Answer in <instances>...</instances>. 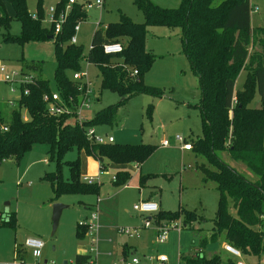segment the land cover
Segmentation results:
<instances>
[{
	"label": "rangeland",
	"instance_id": "obj_1",
	"mask_svg": "<svg viewBox=\"0 0 264 264\" xmlns=\"http://www.w3.org/2000/svg\"><path fill=\"white\" fill-rule=\"evenodd\" d=\"M59 1L41 0L46 14L42 18L46 25L49 24V8L55 7ZM151 1L166 9L177 8L181 3V0ZM3 2L10 17L8 32L15 36L20 35L21 23L16 19L12 5L7 0ZM38 2L39 0H27L32 15L38 12ZM101 2L100 6L86 7L88 17L80 22V29L76 33L85 57L99 24H114L123 16L137 23L144 22V15L135 0ZM250 2L252 23L255 26H264V0ZM71 7L66 3L62 11L68 15ZM8 32L0 31V65L3 64L8 72L22 74V65L30 64L27 69L24 68L27 71L25 76L42 77L48 81L50 89L55 91V40L21 45L16 41H5L4 35ZM144 48L154 56L152 65L143 75L144 84L153 90L136 93L124 100L117 92L101 89L97 66L86 59L81 61V70L87 71L86 79L95 90L93 101L88 108L82 109V115L91 120L104 109L116 107L113 120L95 125V133L105 139L113 136L117 144H149L154 146L153 152L141 165L124 164L126 166L123 167L128 169L131 176L120 186H114L110 182L120 167L118 164L105 160V168H101V162L83 150L78 152L73 149L67 152L58 173L56 160L50 158L51 147L48 143H35L19 161L6 159L0 164V215L3 216L0 220H5L7 213L14 212L16 226H5L0 221V264L13 262L16 248L22 249L29 264L44 261L60 264L64 260L73 263L77 253L91 254L95 264H125L124 259L132 257L138 258L142 264H155L160 255L168 258V264H180L181 257H187L190 252L200 248H203L204 255H217L225 264H264V255H243L240 258L229 256L223 249L226 242L213 236V219L218 209L220 192L214 181H204L202 168L214 169V162H209L194 147L192 150H185L183 143L177 140L181 136L191 142L203 135L198 108L201 95L199 79L184 54L181 29L148 26ZM112 61L117 64L122 62L120 59ZM32 64L39 68L34 70ZM128 72L131 77L136 75L132 68ZM71 73L72 71H68L67 74ZM245 75L246 72L239 74L236 87H242ZM19 78L18 76L14 81L8 82L0 77V101L7 106L1 112L7 122L11 114L8 111L14 106L18 107L16 99L21 96ZM260 104V97L256 93L251 105L260 107ZM21 117L24 121L29 120V114L24 107L21 108ZM164 140L169 141V145H163ZM217 156L245 177L256 178L244 163L232 159L228 150L218 151ZM78 159L81 162V180L85 175L98 179L97 182L102 184L99 194L64 193L55 196L51 185L53 180L48 179L47 175L57 174L64 180L68 179V165ZM141 174H152V177L145 180L144 186L140 184ZM147 195H153V199L160 206L159 211H179V218L169 221H178L177 226H170L167 231L168 238L164 242L157 240V232L166 221H159L158 213L141 214L133 209ZM55 204L66 207L61 213L56 231L52 233ZM89 204H94L93 210H97L99 218L95 241L88 230L82 237L77 235V224L86 223L90 219L92 209L88 208ZM181 208L198 215L193 228L183 227L184 216ZM229 210L236 215L231 204ZM146 221L151 224L146 226ZM119 228L137 229L138 235L119 233ZM31 237L44 241L39 259L34 258L31 250L24 245ZM126 244L133 249L124 256L122 249Z\"/></svg>",
	"mask_w": 264,
	"mask_h": 264
},
{
	"label": "trees",
	"instance_id": "obj_2",
	"mask_svg": "<svg viewBox=\"0 0 264 264\" xmlns=\"http://www.w3.org/2000/svg\"><path fill=\"white\" fill-rule=\"evenodd\" d=\"M13 7L16 19L21 23L20 35L8 32L10 17L5 3L0 0V31L6 30L5 41H16L23 45L27 42L51 40L56 44V69L54 79L57 91L68 104L78 105L81 100L79 83L72 79V73L81 70V61L93 63L100 73L101 89L117 92L122 100L136 93L152 88L144 84L143 75L153 63L154 56L144 48L148 26H167L179 28L182 32L183 51L193 73L199 79L200 101L198 104L203 135L191 141L192 149L203 154L215 168L203 167L204 181L212 180L220 192L218 209L213 219V236L238 249L242 255H264V26H252L250 0H181L174 9H166L151 0H135L144 15V22L137 23L122 17L117 23L94 31L87 57L81 45L70 43L75 26L87 19L84 3L75 2L62 24L61 32L56 34L54 23L43 22L45 12L38 2V12L32 15L27 0H7ZM69 0H60L55 6L54 17L58 18ZM46 15V14H45ZM35 16V17H34ZM110 42H120L121 53H105L103 46ZM112 59H120L117 64ZM21 75H26L22 65ZM126 66H129V68ZM36 70L38 65L32 64ZM137 71L134 77L129 70ZM27 69V68H26ZM68 71H72L68 75ZM246 72L241 88L236 87L240 73ZM21 86L18 107L11 110L9 121H4L0 110V164L6 159L20 160L22 155L35 143H48L51 147L50 158L56 160L58 170L64 155L76 149L85 151L101 162L137 163L141 165L150 156L154 146L149 144L122 145L117 143H95L86 136L85 128L113 120L116 107L99 112L93 119H86L83 126L72 124L69 114L50 115L43 98L51 94L48 81L34 77V81ZM25 88L29 89L24 94ZM131 88L136 89L132 91ZM84 90V89H83ZM82 90V91H83ZM138 91V92H137ZM260 97V107H252L253 96ZM72 98L69 100V98ZM235 99V101H234ZM69 100V101H68ZM4 104L0 103V108ZM29 114V120L21 117V108ZM7 124L5 131L2 126ZM228 150L232 159L241 161L256 175L249 179L222 161L218 151ZM70 176L64 180L61 175H47L55 196L64 193L87 195L99 194V182L88 183L81 180V162H71ZM55 173V172H54ZM131 174L120 170L110 182L114 186L125 184ZM54 177V178H53ZM152 174H141L140 184ZM236 215L229 210V205ZM179 211H159V221L165 223L179 218ZM185 228H193L198 215L182 209ZM3 225L15 227V213H7ZM3 218V217H2ZM196 219V220H195ZM87 232L84 223L77 224V235ZM202 240V242H204ZM203 250V248H201ZM187 264H225L216 255H197L182 257ZM93 260L91 254L77 253L74 264H85ZM69 263L68 264H73ZM58 264V263H35ZM62 264V263H60Z\"/></svg>",
	"mask_w": 264,
	"mask_h": 264
},
{
	"label": "built area",
	"instance_id": "obj_3",
	"mask_svg": "<svg viewBox=\"0 0 264 264\" xmlns=\"http://www.w3.org/2000/svg\"><path fill=\"white\" fill-rule=\"evenodd\" d=\"M75 2L76 0H69V3H68L69 7H71V5ZM101 4H102L101 0H95L94 3L85 2L83 4V8L85 9L86 7L90 8V7H93L94 5L100 6ZM54 13H55V7L54 6L50 7L47 21L49 23H54L55 33L58 34L61 32L62 24L66 20L67 15L63 11L58 18H55ZM103 26L107 27V25H103ZM79 29H80V22L74 28L75 33L72 36L70 43H74V44L78 43V38H77L76 33L79 31ZM103 50L105 53H108V54L121 53L124 50V47H123V44L120 42H110V43H106L103 46ZM136 72L137 71H135V73ZM0 74L2 76V79L8 82L14 81L15 78L19 76L20 78L18 82L20 85H26L34 81V77H31V76L26 77L15 71L8 72L7 68L3 64L0 65ZM20 75L23 77H21ZM87 75H88L87 71H82V70L72 73V79L79 83V90L82 92L81 100L78 105L73 104L70 106L67 100H65L57 91H54L51 94L44 95L43 100L46 103L47 111L50 115L60 116L63 114H69L70 115L69 121L72 124H78L80 126H83V122L86 120V118L82 115V109L88 108L90 106L91 102L93 101L92 96L95 95V90L92 88L90 81L86 79ZM28 93H29V89L25 88L24 94H28ZM71 99L72 98L70 97L69 100ZM9 104H12V101H9ZM2 129L6 131L8 129L7 124H4L2 126ZM85 132H86V136L88 137V139L95 143L102 144V143H114L115 142V139L113 136H108L105 139L102 136L97 135L95 133V129L93 126L86 127ZM177 140L183 143V148L185 150H192L191 142H188L185 138L181 136H178ZM163 145L165 146L169 145V141L164 140ZM83 180L88 183H94L98 181V179L92 176H84ZM133 209L136 212L141 213V214L158 213L160 210L159 204L157 202L150 201V200H142L141 202L135 204L133 206ZM2 217L3 216L0 215V218ZM98 220L99 218H98L97 210H93V207H92V212L90 214L89 221H87L86 223L84 222L83 223L86 226L87 230L90 232V234L93 236V241L96 240L94 236H95V232L98 227ZM149 221L145 222L146 226H149L151 224ZM177 223L178 221L171 222L169 224L165 223L162 226H160V229L157 232V240L160 242L166 241L168 238V235H167L168 229L170 228V226H177ZM118 231L119 233L126 234V235H131V236L138 235L137 229L119 228ZM24 245L25 247L31 250L34 258L39 259L42 256V249L44 247V241L41 240L40 238H37V237L28 238L25 241ZM224 249L234 257L240 258L243 256L242 253L238 249H236L235 247H233L232 245L228 243L224 244ZM201 253H202V249L200 248V249H197L191 252L189 257H196L197 255H201ZM167 261H168V258L165 255H160L157 257V262L155 264H167ZM124 262L125 264H142L141 261L136 257H132L130 259H124ZM181 262L182 263L180 264H187L186 261L184 260H182ZM6 264H29V263L16 257L13 262H8ZM85 264H95V263L93 260H90L89 262Z\"/></svg>",
	"mask_w": 264,
	"mask_h": 264
},
{
	"label": "crops",
	"instance_id": "obj_4",
	"mask_svg": "<svg viewBox=\"0 0 264 264\" xmlns=\"http://www.w3.org/2000/svg\"><path fill=\"white\" fill-rule=\"evenodd\" d=\"M76 2H78V3H81V2H79L78 0H76ZM83 3H85V2H83ZM252 26H255L253 23H252ZM0 77L2 78V76H1V74H0ZM16 101H18L17 99H16ZM0 103H2L1 101H0ZM17 104H18V102H16ZM4 104V106H3V108H0V110L3 112L4 110L3 109H5L4 107L6 106L5 105V103H3ZM7 107V106H6ZM14 108H17L16 106H14ZM13 108V109H14ZM13 109H11V110H13ZM11 110L10 111H8V112H11ZM116 164V163H115ZM126 164H129V163H126ZM120 167L116 170V172L117 171H120V170H124V171H128V169L127 168H125V167H123V166H126V165H124V164H118ZM136 166H138L137 164H136ZM100 167L102 168V166L100 165ZM115 172V173H116ZM129 172V171H128ZM115 173H114V175H115ZM113 175V176H114ZM86 176V175H85ZM99 181V180H98ZM145 200H150V201H154V202H157V201H155V199H153V195H147L146 197H145ZM158 203V202H157ZM94 206V204H89L88 205V208H90V209H92V207ZM159 208H160V206H159ZM224 244V243H223ZM133 249V247H131L130 245H125L124 247H123V249H122V253H123V255L124 256H127L128 254H129V252L131 251ZM223 249H224V247H223ZM225 250V249H224ZM226 251V250H225ZM15 258L17 257V258H19V259H22V260H24V261H28V259L26 258V256L22 253V249H15ZM227 252V251H226ZM191 253V252H190ZM190 253L188 254V256L190 255ZM228 253V252H227ZM229 254V256H231V257H234V256H232L230 253H228ZM203 255H204V250H203ZM208 256H212V255H208ZM236 258H238V257H236ZM182 259V258H181ZM183 260V259H182ZM44 262H47V261H44ZM69 262V261H68ZM37 263V262H36ZM34 264V263H33ZM167 264H168V261H167Z\"/></svg>",
	"mask_w": 264,
	"mask_h": 264
},
{
	"label": "water",
	"instance_id": "obj_5",
	"mask_svg": "<svg viewBox=\"0 0 264 264\" xmlns=\"http://www.w3.org/2000/svg\"><path fill=\"white\" fill-rule=\"evenodd\" d=\"M49 39H53V36H50ZM65 205L62 204H55L53 207V215H52V226H53V230L52 233H54L58 227V223H59V219L61 216V213L63 211V209L65 208ZM45 263V262H44ZM62 264H68L67 260H64L62 262Z\"/></svg>",
	"mask_w": 264,
	"mask_h": 264
}]
</instances>
